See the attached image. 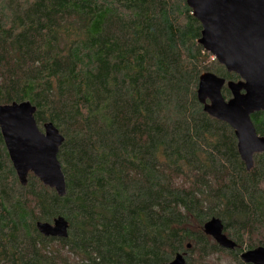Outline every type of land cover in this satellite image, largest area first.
<instances>
[{
    "label": "trees",
    "instance_id": "trees-1",
    "mask_svg": "<svg viewBox=\"0 0 264 264\" xmlns=\"http://www.w3.org/2000/svg\"><path fill=\"white\" fill-rule=\"evenodd\" d=\"M202 30L185 0H0V105L29 101L57 127L67 190L32 174L23 187L0 131V264H244L264 245V153L247 171L235 132L204 112L202 75L240 78ZM59 217L67 239L36 229ZM213 218L235 251L205 235Z\"/></svg>",
    "mask_w": 264,
    "mask_h": 264
},
{
    "label": "water",
    "instance_id": "water-1",
    "mask_svg": "<svg viewBox=\"0 0 264 264\" xmlns=\"http://www.w3.org/2000/svg\"><path fill=\"white\" fill-rule=\"evenodd\" d=\"M202 26L199 45L239 82H229L212 73L201 76L197 97L204 112L229 125L238 140V151L247 171L254 167V156L264 153V137L257 133L252 116L264 117V0H185ZM227 85L231 99L222 90ZM31 102L0 105V131L20 184H28L29 175L61 198L67 194L66 179L58 160L65 138L48 123L40 129ZM45 238L67 239L69 223L59 217L53 223L36 224ZM205 235L229 251L238 247L227 237L220 219L204 226ZM190 248V246H188ZM244 264H264V246L243 252ZM168 264H188L179 254Z\"/></svg>",
    "mask_w": 264,
    "mask_h": 264
},
{
    "label": "rangeland",
    "instance_id": "rangeland-1",
    "mask_svg": "<svg viewBox=\"0 0 264 264\" xmlns=\"http://www.w3.org/2000/svg\"><path fill=\"white\" fill-rule=\"evenodd\" d=\"M211 264H234L230 259H228L226 256L222 255L221 257L214 259Z\"/></svg>",
    "mask_w": 264,
    "mask_h": 264
},
{
    "label": "flooded vegetation",
    "instance_id": "flooded-vegetation-1",
    "mask_svg": "<svg viewBox=\"0 0 264 264\" xmlns=\"http://www.w3.org/2000/svg\"><path fill=\"white\" fill-rule=\"evenodd\" d=\"M226 88H227V85L225 86ZM224 87V88H225ZM224 88H223V90H224ZM228 89V88H227ZM223 90H222V92H223ZM223 94V93H222ZM231 94V93H230ZM226 101H229V100H226ZM264 246V245H263ZM263 246H261V247H263ZM260 248V247H259ZM241 255V254H240Z\"/></svg>",
    "mask_w": 264,
    "mask_h": 264
}]
</instances>
